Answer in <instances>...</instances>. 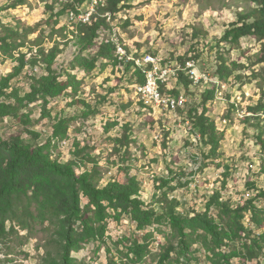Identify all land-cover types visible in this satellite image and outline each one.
Instances as JSON below:
<instances>
[{"label": "rangeland", "instance_id": "374dc122", "mask_svg": "<svg viewBox=\"0 0 264 264\" xmlns=\"http://www.w3.org/2000/svg\"><path fill=\"white\" fill-rule=\"evenodd\" d=\"M14 1L0 0V6L4 8L0 17L1 22L8 27L18 26L23 29L35 27L37 30L25 37L26 43L23 47L16 50L0 48V74L6 75L20 67V73L13 79L12 86L22 95L29 92L32 76L38 77L46 70L45 66L34 65L31 62L32 56L39 48L35 46L34 40L40 37V41L44 42L43 46L47 48H51L56 43L60 44L63 50L53 67L61 73V79H66L65 71L75 73L79 84L77 93L72 94L69 89L63 93L64 97L50 98L46 108L51 116L45 115V98L39 95L37 101L30 103L23 111L29 115L27 123L15 117L0 118V135L4 139L21 134L23 140L31 142L34 139V135L28 131L31 130L39 135L37 143L42 144L51 140L54 157L67 162L72 157L76 143H79L80 147H89L92 138H99V131L74 136L75 130H81L82 120L86 119L84 111L87 109L84 104H89L91 110H99V116L96 112L90 117H96L98 127L104 129L105 141H112L114 134L118 131H126L127 127L132 139L129 147L130 159H126L124 152L116 155L111 153L110 144H102L100 149L93 150V157L95 161L97 159L100 170L110 172V174L101 173L102 185L111 180H119L111 174L118 175L125 181L126 176L122 168L129 165L130 174L140 181L141 194L145 203L147 200L154 202L157 199L154 196L156 190L152 185L154 176L165 177L166 173L168 174L169 165L178 170L177 173L181 171L190 173L192 167L198 168L197 165L201 162L197 161L203 160V147L188 148L187 137H179V142L175 141L169 144V147L167 146L166 141L171 136V131L163 130V124H175L174 116L163 106L153 109L152 97H137L134 85L137 74L133 68H125L128 63L108 62L105 66L103 63H98L92 72H85L78 66L73 69L72 62L79 54V49L73 40H70L73 36L61 35L59 27H67L65 34L74 25H68L65 15L60 17V23L56 28L54 24L42 23L50 15L48 6H45V0H26L24 4L9 8ZM124 4L125 7L121 10L124 18L119 19L120 23H118L116 15L111 17L113 32L109 35L113 36L116 33L114 36L118 39L117 42L125 48L130 57L124 59L133 60L138 66L145 68L151 65V61L148 60L150 55L146 54L152 52L163 59V61H157V68L170 71L176 76L177 70L185 68L180 58L197 56L196 68L191 69L204 78L188 88L184 86L176 88L179 93L185 94L189 106H200L201 94L207 87L212 88L215 85L218 88L215 99L208 103V114L216 121L217 129L223 133L218 149L219 158L207 159L208 168L198 169L194 175L189 174V177H196L195 181L191 180V184L176 191L181 198L187 197L186 206L182 208L185 210L205 208L208 199L215 191L222 194L223 200H230L233 206L244 204L252 198L260 207L264 206V199L257 196L259 193L257 190L264 189V172L262 171L264 144L256 141L258 133L264 137V128L257 130L252 125L255 120H251L252 123L243 121L244 116L251 114L248 106L255 105L264 97V78L262 77L264 63L252 65L260 54L262 45L252 36L242 38L241 47L222 39L224 32L237 21L238 11L246 7V1L124 0ZM127 20L129 24L126 26ZM196 28L204 30L207 34L196 35ZM4 34L6 31L0 25V36ZM20 53L26 54V57L20 56ZM222 56L228 62H238L245 67L237 69L227 81H219L216 69ZM19 58H24L25 63L22 64ZM252 69L260 71L262 76L253 77ZM182 72L190 77L188 70L184 69ZM179 73H177V79H179ZM240 75L242 78L238 77ZM149 79L150 76L146 71V81ZM146 83L142 86H146ZM173 84L177 85L178 81ZM231 103H234L235 109ZM119 110L126 111V117H121V113H117ZM136 111H139V114L136 115ZM153 111H155V118L152 119L149 116L153 115ZM60 115L76 118L71 120L68 135L64 138L53 134L54 121ZM146 120L150 123L145 124ZM262 123L264 124V121ZM109 124L114 125L107 128ZM146 125L150 127V130ZM45 129L48 133H45ZM47 134H50L48 138ZM160 134L163 136L162 142L157 141ZM140 139L144 141L141 144ZM166 157L172 163H168ZM119 162L127 163V165L119 167L116 165ZM93 166V163H89L87 168ZM226 172H228L227 175ZM171 176H173L172 173ZM250 183H254L255 187L250 186ZM31 210L34 214L40 211L35 203L31 206ZM111 213L115 214V211L112 210ZM262 216L264 217V214ZM130 218L127 214H122L120 220L110 216L104 240L85 244L80 249L74 250L72 255L82 264H158V253L161 247L157 243L166 244L171 238V229L165 224L149 228L151 231H157L152 240L151 253L143 261L135 262L132 260L135 257L132 253H130L131 258L125 255L129 252L126 244H131V241L124 240L139 238L140 242H143L144 231H136V224ZM244 221L247 224V218ZM53 223L48 206H45L43 222L33 217L28 218L27 226L14 222L16 232H11L0 244V264H40L48 250L56 249ZM7 224L10 228L13 222L9 220ZM261 231H264V226L262 229H255L257 233ZM237 245L240 244L237 243ZM194 256L196 258L192 257L191 264H212L204 248L195 252ZM234 261L238 262L239 258H235ZM166 264L181 263L174 261ZM182 264L186 262L183 261ZM248 264H257V262Z\"/></svg>", "mask_w": 264, "mask_h": 264}, {"label": "trees", "instance_id": "16d2710c", "mask_svg": "<svg viewBox=\"0 0 264 264\" xmlns=\"http://www.w3.org/2000/svg\"><path fill=\"white\" fill-rule=\"evenodd\" d=\"M122 1L124 0H109L107 5L99 6V13L86 24L73 26L65 34L66 26L59 27V30L61 35L71 34L73 38L69 39L73 40L79 49V54L72 62L73 69L78 66L85 72H92L98 63H103L105 66L108 62L115 64L126 62L128 64L125 68H133L137 74L135 79L144 84L147 82L146 71L151 68V65L142 68L133 60L118 61L116 59V45L109 36L113 32V26L103 16L109 11L114 17L115 13L125 7ZM242 1H246V7L238 11L237 21L229 26L222 39L241 47L242 38L255 37L262 47L256 61L252 62L254 66L257 63H264V0ZM24 3L26 0H15L9 8H15ZM67 7L66 4L64 8L62 4L57 7L53 1L48 5L50 15L42 23L47 22L54 24L55 28L58 27L60 17L68 11ZM3 11L4 8L0 6V17ZM0 23L6 31V34L0 36V48L4 50H16L25 46V37L37 30L35 27L24 29L18 26L8 27L1 22V19ZM128 24L129 20L126 21V26ZM196 30V35L207 34L204 30L198 28ZM53 31L58 30L53 29ZM98 39H102V43ZM34 41L35 46L39 48L32 56L31 62L34 65L45 66L46 70L38 77L32 76L31 90L24 95L12 86L13 79L20 73V67L6 75L0 74V118L15 117L27 123L29 115L23 111L30 103L37 101L39 95L45 98V115L51 116L46 108L50 98L64 97L63 93L69 89L72 94L78 92L79 81L76 80L78 78L76 74L65 71L66 79H61V73L53 67L63 50L60 44L56 43L51 48H47L43 46L44 42L40 41V37ZM20 54L26 57V54ZM197 58V56L180 58L185 68L176 72V76L180 72L178 85L188 88L194 84V77L186 76L182 70H188L190 75L191 67L186 66V62L196 61ZM19 61L22 64L25 63L24 58H19ZM241 67L244 68L245 65L228 62L222 56L216 69L217 79L227 81ZM251 75L255 78L262 76L257 69H252ZM238 77L242 78V75ZM11 88L13 89L10 91ZM217 89L215 85L212 88L207 87L201 94L200 106H192L189 110L195 128L202 136L203 147H206V152H203V162L197 161L202 163L201 169L206 168L207 159L219 158L218 149L223 133L217 129L216 121L208 114V103L215 99ZM162 91L167 90L163 87ZM168 92L174 95L179 94L177 89L168 90ZM231 105L235 109L234 103ZM84 106L87 109L84 111L85 117L97 112L91 110L89 104ZM248 110L251 114L244 116L243 121L252 123L251 120H255L252 125L257 130L264 128L262 123L264 97L255 105L248 106ZM73 119H76L75 116L57 117L53 124L54 136L66 137ZM111 125L114 124H109L107 128ZM28 131L34 135L31 142L23 140L21 134L12 135L9 139H4L0 135V244L11 232H16L14 222L27 226L29 217L45 221V206H48L53 225H55L54 234L57 245L54 251H47L40 264H82L72 255V252L90 242L104 240L109 217L120 220L122 214L131 217L130 219L136 224V231H144L143 242H140L139 238L124 240L131 241V244H126L129 252L125 255L131 258L130 253H132L135 256L132 260L135 262L143 261L151 253L152 240L157 231H151L149 228L165 224L171 229L172 235L166 244H160L158 264L174 261L181 264L185 261L186 264H191L192 257L196 258L194 253L201 251L202 248L212 264H248L254 261L257 264H264V231L255 232V229L259 230L264 226L262 216L264 206L255 204L254 198L247 200L244 204L233 206L230 200H222V194L215 191L207 202L206 210L194 209V215H192L191 210H185L179 206L181 204L179 200L168 197V190L176 188L172 182L178 179V183L183 185L181 178L188 172L177 173L178 170L169 165V175L171 176L172 173L175 178L154 176L157 179L155 180L157 189L162 191L158 199L162 205L158 207V210L153 207L147 208L142 198L140 181L130 174L129 165L122 168L126 176L125 181L120 178L102 185L100 182L102 172L97 159L95 161V157L90 153V147H80V144L76 143L71 159L62 162L54 157L51 140L39 144L37 143L39 135L31 130ZM257 140L264 144V137L259 133L256 136ZM117 141L122 145L126 143L127 151L123 152L126 159H130L129 147L132 139L128 133V127L124 136ZM167 146L169 147V144ZM167 162L172 163L168 158ZM89 163H94V166L87 168ZM262 171L264 172V166ZM249 185L255 187L254 183ZM257 191L259 192L257 196L264 199V189ZM34 203L40 209L37 214L31 210ZM112 210L115 214L111 213ZM248 211L252 213L253 229L247 227L244 221ZM9 220L13 222L10 228L7 224ZM235 258H239V261L235 262Z\"/></svg>", "mask_w": 264, "mask_h": 264}, {"label": "built area", "instance_id": "2783aa9c", "mask_svg": "<svg viewBox=\"0 0 264 264\" xmlns=\"http://www.w3.org/2000/svg\"><path fill=\"white\" fill-rule=\"evenodd\" d=\"M59 2L62 3V7L64 8V4H66V9L69 12L70 15V23L73 24L74 26H80L82 24H86L87 20L89 18H92L94 15L92 12H89V0H58ZM102 1V3H109V0H98ZM124 4V1H122ZM122 10V9H121ZM119 11L116 14L117 22L119 19L124 18L122 11ZM126 18V17H125ZM120 23V22H118ZM150 61H151V68L147 69L148 74L150 76V85L149 86H142L141 83H139L137 80L134 82V85L136 86V92H137V97L140 96H147V97H152L153 98V105L152 108L155 109V107H161L163 106L166 108V110H169L173 116H174V123L173 125L170 124H163V130H168L171 131V136L168 137V141H166L167 145L168 144H173L175 141L179 142V137H187V145L188 148L192 146H202L203 147V140L201 134L196 130L193 119L189 115V110L192 106L188 105V100L187 97L185 96L184 93H179L178 95H174L172 93H169L168 90H173L176 89L177 87H182L180 85H174L173 82H177V76H174L170 71H165L161 68H157V61H163V59L150 52ZM115 57L118 61H125L124 60V53L119 51V48L116 51ZM186 66H191L196 68L195 61L191 62H186ZM190 77H194V84H197L202 81L204 76H198L197 73L191 69V74ZM206 81V80H205ZM207 82V81H206ZM166 88V92L162 91V88ZM113 95L116 93H112ZM106 95V94H105ZM137 101V99H136ZM202 101V100H201ZM201 103V102H200ZM100 109V107H99ZM201 110V108H200ZM182 111V112H180ZM182 114H180V113ZM117 113H121V117H126V111L124 110H119ZM155 111H153V115L149 116V118H155L154 117ZM139 114V111H136V115ZM113 116V114H111ZM156 115V114H155ZM97 116H99V110L97 111ZM86 119L82 120V125H81V130H75L74 136L84 134V133H91L92 131H99V138H92V142L89 143L90 147V153L93 156V150L100 149V146L102 144H110V152L113 154L117 153H123V151H127L126 149V143L123 145L117 141V139L122 138L124 136L125 130L118 131L117 134L113 135V140L112 141H105L104 140V129L98 127V124L96 123V117H85ZM148 120H146L145 124L147 123ZM150 123V122H149ZM147 123V124H149ZM147 128L150 130V127L146 125ZM45 133H48L45 129ZM47 138L50 136V134H47ZM162 134L157 137V141L162 142ZM172 137V138H171ZM162 139V140H161ZM141 142H144L142 139H140V144ZM161 144V143H160ZM118 148V150H117ZM149 148V147H148ZM204 152H206V147H203ZM188 150V149H187ZM202 157L203 154H202ZM204 160V158H203ZM202 160V162H203ZM94 164V163H93ZM116 165H127V163H120ZM202 163H199L198 168L192 167V172L186 173L185 176L181 178V181L183 182V185L178 183V179H175L172 184L176 186L175 189H169L168 190V197L170 199H177L181 203L179 206H186V200L187 197L181 198L178 196L176 191L181 188L188 186L191 184L192 181H195L196 177L194 176L189 177V174L194 175V172L197 171L198 169H201ZM209 165L206 166L205 169L208 168ZM162 170V169H161ZM166 170V169H165ZM136 171V170H135ZM102 173H109L110 172H105L101 171ZM114 178L120 179L118 175H112ZM163 178H169L173 179L175 176H170L169 175V169H168V174L166 173V176ZM154 181L156 178H152ZM192 180V181H191ZM153 181V187L155 188L156 192H154V196L157 197V199L152 202L147 200V203H145V206L147 208H156L158 210V207H160V204L158 202V199L162 195V191L160 189H157L156 187V182ZM191 181V182H190ZM167 189V187H166ZM210 199V198H209ZM208 199V201H209ZM223 200V199H222ZM207 201V202H208ZM225 201V200H224ZM257 204V202H255ZM239 205V204H238ZM258 205V204H257ZM178 206V207H179ZM259 206V205H258ZM207 208V203L206 207L199 209V208H189L191 210V214L194 215L193 210L196 209L197 211H205ZM244 218H247V227L249 228H254L251 226V219H252V213L251 211H248L245 215ZM160 245L159 243H157Z\"/></svg>", "mask_w": 264, "mask_h": 264}, {"label": "bare ground", "instance_id": "6f19581e", "mask_svg": "<svg viewBox=\"0 0 264 264\" xmlns=\"http://www.w3.org/2000/svg\"><path fill=\"white\" fill-rule=\"evenodd\" d=\"M54 1V3L57 5V7H60L61 6V2H59L58 0H45V6H48L50 3H52ZM107 5V3H102V1H98V0H89V12H92L93 15H96L97 13H99V6H105ZM63 16V15H62ZM61 16V17H62ZM104 17H106L108 19V21L110 22L111 20V17L113 16L111 12H106L105 14H103ZM65 17L66 19L68 20V25H70V15H69V12L67 11V13L65 14ZM91 20V18H89L87 20V22H89ZM112 22V21H111ZM73 25V24H71ZM116 34V33H115ZM114 34V35H115ZM110 36V38L115 42V45H116V51L117 49L119 48V51L124 53V58H128L129 56L127 55V52L125 50V48L120 45L118 42H117V38L115 36ZM104 39V38H103ZM98 41L100 43H102V39H98ZM77 49V48H76ZM91 51V50H90ZM115 51V52H116ZM130 58V57H129ZM148 60H150V57L148 58ZM150 85V79L147 80V83H146V86H149Z\"/></svg>", "mask_w": 264, "mask_h": 264}]
</instances>
